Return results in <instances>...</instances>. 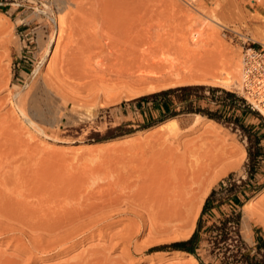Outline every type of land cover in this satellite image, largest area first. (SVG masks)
<instances>
[{
  "label": "rangeland",
  "instance_id": "1",
  "mask_svg": "<svg viewBox=\"0 0 264 264\" xmlns=\"http://www.w3.org/2000/svg\"><path fill=\"white\" fill-rule=\"evenodd\" d=\"M260 1L0 4V264H202L170 245L194 233L213 190L202 217L203 263L247 264L249 255V264H264V115L239 88L242 75L229 88L212 81L178 83L196 61L194 53H216L218 47L237 55L242 68V41L232 30L264 46ZM183 85L231 90L259 116L193 97L195 108L220 109L223 119L199 113L204 117L193 124L197 112L187 111L177 115L183 123L172 127L175 133L160 129L167 108L138 98ZM174 105L182 111L179 102ZM206 129L213 145L209 138L205 143ZM257 139L261 153L252 171L249 151L257 152ZM209 148L217 156L230 151L231 158L223 154L221 165L213 158L216 169L212 156H205ZM200 162L213 167L205 171L209 177L201 174L207 179L200 176L207 195L186 219L175 220L170 212L166 218L161 209L175 191L167 180L174 186L179 167L189 172ZM226 217L232 219L221 241L214 225Z\"/></svg>",
  "mask_w": 264,
  "mask_h": 264
},
{
  "label": "bare ground",
  "instance_id": "2",
  "mask_svg": "<svg viewBox=\"0 0 264 264\" xmlns=\"http://www.w3.org/2000/svg\"><path fill=\"white\" fill-rule=\"evenodd\" d=\"M259 1V0H258ZM262 1V0H261ZM260 1V2H261ZM83 5V4H82ZM85 5V4H84ZM62 33V32H61ZM64 35V34H63ZM62 39V38H61ZM59 40V39H58ZM58 40H57V42H58ZM167 46V45H166ZM59 47H57V49H58ZM161 48V47H160ZM215 48V47H214ZM219 48V47H218ZM217 48V50L219 51V49ZM161 50V49H160ZM226 49H224V51H225ZM215 51L216 50H214L212 53L210 52V51H208V52H210V53H206V54H204V55H202L203 54V52H202V54H201V52H200V54L202 55V56H199L198 54H195L194 53V58L196 57V61L194 62V64H192L191 62L192 61H194V60H191V59H194V58H191V57H193L192 55L190 56V60H188V61H190L189 62V64L191 65H189V67H188V65H186L185 63V65L183 66L185 69H186V67H188V69L189 68H191V69H186V70H188L185 74H182V78H181V80L178 82V83H180V84H185V83H189V84H191L192 82H207V81H212L213 83L212 84H218V85H220V86H222L223 88L225 87V88H229V87H231V85L233 84V83H235V82H237L238 80H239V76L240 75H242V72H240V70L242 69L241 68V64H240V59L238 58V56L237 55H235V54H233V53H231V52H227V50H226V52H223V50L221 51V52H216L215 53ZM214 53V54H213ZM193 54V53H192ZM196 55H198V56H196ZM187 61V62H188ZM194 65V67H192ZM164 68V67H163ZM181 69V68H180ZM241 73V74H240ZM177 77V76H176ZM242 77H243V75H242ZM177 83V84H178ZM209 83H211V82H209ZM195 84V83H194ZM200 84V83H199ZM204 84V83H203ZM208 84V83H207ZM173 85V84H172ZM217 86V85H216ZM239 88L240 89H242V84L239 86ZM231 91V90H230ZM260 111H261V113L262 114H264V110L262 109V108H260L259 106H256ZM201 118H203V117H201V116H199V115H195V119H194V123L193 124H195L196 122H199V119H201ZM191 121V120H190ZM186 122V121H185ZM184 122V123H185ZM189 122V121H188ZM187 122V123H188ZM181 123H183V121L180 119V118H174V119H171V120H168V121H166L165 123H163V124H160V126H159V128L160 127H164V126H167L168 128L169 127H171V132H172V127H174L175 128V126H177V125H179V124H181ZM186 124V123H185ZM191 124V123H190ZM212 124H214V123H212ZM199 125H201V124H199ZM211 125V124H210ZM188 126V125H187ZM190 126V125H189ZM212 126V125H211ZM179 127V126H178ZM191 127V126H190ZM165 128V127H164ZM167 128V130H169ZM180 128V127H179ZM182 128V127H181ZM188 128V127H187ZM206 128H209V127H206ZM161 129V128H160ZM163 129V128H162ZM178 129V128H177ZM211 129V130H210ZM174 130H176V129H174ZM204 130H205V127H204ZM204 130H203V132H204ZM210 131H212L213 133H214V130H212V128H209V132ZM174 133H175V131H173ZM172 132V133H173ZM206 132H208L207 131V129H206ZM206 132H204L205 134H207ZM209 132H208V135H209ZM211 133V132H210ZM151 134H152V132H151ZM205 134H203V135H205ZM203 137V136H202ZM204 137H207V138H204ZM203 138H204V140H205V143H206V139H208L209 138V140L208 141H210V139H211V137H213V136H211V134L209 135V137L208 136H204ZM201 140V139H200ZM220 141H221V138L219 139ZM197 142H200V141H198L197 140ZM197 142H195V143H197ZM201 142H203L202 140H201ZM211 142V141H210ZM208 143L209 142H207V146H209L208 145ZM223 143V142H222ZM199 145H203V143H198ZM198 144H196V145H198ZM210 144V143H209ZM211 144H212V142H211ZM211 144H210V146H211ZM199 145L197 146V147H199ZM205 145V146H206ZM213 145V144H212ZM222 146V145H221ZM211 147H213V146H211ZM217 147V146H216ZM215 147V148H216ZM224 147H225V145H224ZM223 147V148H224ZM196 148V147H195ZM207 148V147H206ZM215 148H214V150H215ZM218 148V147H217ZM216 148V149H217ZM221 148V147H220ZM199 149V148H198ZM212 149V148H211ZM210 148H209V150H211ZM190 150V149H189ZM203 150L205 151V147L203 148ZM208 150V151H209ZM214 150H211V151H209L210 152V156L209 155H205V156H207V159H208V157H211L212 156V159H210L211 161V163L214 161L213 160V158L215 159V161L217 160V162L221 165L223 162H221V158H223V154H226V155H229V152L226 150V152L225 151H223V154L222 153H220L219 152V154H218V156L215 154V152L217 153L218 152V150L216 151H214ZM220 151H222V150H224V149H219ZM196 151V150H195ZM195 151H192L193 153L195 152ZM199 151H200V149H199ZM204 151H200L201 153H202V156H203V153H204ZM207 152V151H206ZM209 152H207L208 154H209ZM214 152V153H213ZM228 152V153H227ZM193 153H191V154H193ZM196 154H198V153H196ZM196 154H195V156L194 157H196ZM215 154V155H214ZM234 154V153H233ZM201 155V154H200ZM213 155H214V157H213ZM221 155V156H220ZM231 155H232V152H231ZM215 156L216 157H220V159H216L215 158ZM233 157H235L236 155H232ZM198 157H199V155H198ZM227 157V156H226ZM239 157H240V155H239ZM197 158V157H196ZM224 158H225V155H224ZM229 159L231 158L230 157V155H229V157H228ZM204 159H206L205 157H204ZM203 158H202V160L205 162V160H204ZM206 159V160H207ZM199 160V159H198ZM227 161H229L228 159H226ZM225 159L223 160L222 159V161H226ZM192 161V160H191ZM201 161V160H200ZM194 162V161H193ZM193 162H191L192 164V166H193ZM199 162V161H198ZM198 162H197V164H198ZM206 162H208V160L206 161ZM205 162V163H206ZM209 162V163H210ZM217 162H213L212 164H214V168L216 167V165H217V167H216V169H219V164L217 163ZM180 163V162H179ZM182 163V162H181ZM200 163H202V162H200ZM199 163V164H200ZM210 163V164H211ZM217 163V164H216ZM187 164V163H186ZM189 164V163H188ZM187 164V165H188ZM212 164H211V166H212ZM177 165V164H176ZM178 165H181V164H178ZM196 165V164H195ZM195 165H194V167H193V169H192V167H190L192 170L190 171L189 170V172H186L185 170H186V167L185 168H182V170H181V168L179 167V169H180V171H179V173H177V171H175L177 174H176V181L174 182V186H173V183L171 184V181H173V180H170V185H169V182H168V180H167V186H168V189H171L172 187H174V190L175 191H173L174 193H173V195L171 194V193H169L170 195H172L171 197H170V195H168L170 198V201H171V198H172V201L170 202V204H169V207L166 209V207H167V205H168V203H169V201H168V197H166L167 196V194H168V192L166 191L165 192V195H164V198H162L161 200H162V203L164 204V202H163V199H165V197H166V200L168 201H165V207L164 208H162L161 210L163 211V209H165V210H168V211H165L164 210V213L162 212V215L163 216H165V214H166V216H167V214L170 212L171 214H172V216L173 215H175L176 217H174V219L175 218H178V220H180V218H184L185 216L184 215H186L185 213L188 211V209H192V207H194L195 206V204H196V201L198 202V198H200L201 196L200 195H207L206 193H208V192H206L205 190H204V187H203V185L204 184H207V183H203V182H205L204 180H205V178L203 177V176H205L204 174H202V173H205V171H207L208 170V167H207V165L208 164H206V165H203V163H202V165L201 166H199V167H195ZM161 166H162V164H161ZM161 166L159 167V168H161ZM188 166H190V165H188ZM187 166V167H188ZM209 167V170L207 171V172H209L210 173V170H211V168H213V167ZM222 166H224V164L222 165ZM221 166V167H222ZM163 167H166V166H162V168ZM176 167V166H175ZM177 168H178V166H177ZM234 168V167H233ZM153 169H156L157 170V168L156 167H154ZM185 169V170H184ZM188 169H189V167H188ZM216 169H214V170H216ZM163 170V169H162ZM184 170V171H183ZM213 170V172H215ZM157 171H159V170H157ZM163 171H165V169L163 170ZM167 171V170H166ZM165 171V172H166ZM151 172H153L154 173V171H151ZM150 172V173H151ZM213 172H211V173H213ZM160 173V172H159ZM171 173V172H170ZM169 173V174H170ZM168 174V175H169ZM203 176H202V175ZM206 175H207V173H205ZM154 175V174H153ZM152 175V176H153ZM158 176H159V174H157ZM212 175V174H211ZM210 175V176H211ZM157 176V178H159L160 179V177H158ZM162 176H163V174H162ZM165 176H167V174L165 175V173H164V177ZM200 176H202L203 177V179L200 177ZM208 177H209V175H207ZM215 176V175H214ZM155 177V176H154ZM207 177V178H208ZM162 178V177H161ZM206 178V179H207ZM167 179V178H166ZM170 179V178H169ZM200 179H202L203 180V182L200 180ZM201 181V184H202V186H200V188L198 187V183ZM208 180H210V179H208ZM208 180H206V181H208ZM165 181V180H164ZM211 181V180H210ZM163 182V181H162ZM161 182V183H162ZM212 182V181H211ZM160 183H158L157 185H159ZM165 184V183H164ZM163 183L162 184H160L159 186H161V185H164ZM200 184V183H199ZM209 185V184H208ZM166 186V187H167ZM206 186V185H205ZM156 187V186H155ZM171 187V188H170ZM156 188H158V187H156ZM163 188V187H162ZM163 189H165V188H163ZM168 189H166V190H168ZM201 189V190H200ZM159 190V189H158ZM206 192V193H204V191ZM207 190V189H206ZM209 190V189H208ZM207 190V191H208ZM264 191V190H263ZM170 192V191H169ZM167 193V194H166ZM148 194H149V192H148ZM155 194H157V193H155ZM158 194H159V192H158ZM161 195V194H160ZM160 195H158V196H160ZM155 196H157V195H155ZM157 196V197H158ZM257 196H259V194L257 195ZM261 196V195H260ZM104 197V196H103ZM158 198H161V196L160 197H158ZM203 198V197H202ZM202 198H200V202L202 203V200L204 199H202ZM255 198V197H254ZM259 198V197H258ZM202 199V200H201ZM107 200V199H106ZM116 200V199H115ZM155 200V199H154ZM158 200V199H157ZM161 200H158V201H161ZM253 200H256V199H253ZM114 201V200H113ZM121 201H122V199H121ZM153 201V200H152ZM154 202V201H153ZM155 202H157V201H155ZM200 202H199V204H200ZM250 202V201H249ZM116 203V202H115ZM158 203V202H157ZM156 203V204H157ZM105 204V203H104ZM112 204V203H111ZM111 204H110V206H111ZM159 204V203H158ZM161 204V203H160ZM163 204H161V205H163ZM117 205V204H116ZM197 205V204H196ZM247 205V204H246ZM246 205H245V207H246ZM250 205V203H248V206ZM159 205H157L156 206V208L158 207ZM164 206V205H163ZM113 207H114V205H113ZM153 207V206H152ZM199 207V206H198ZM98 208H100V207H98ZM106 208V207H105ZM159 208V207H158ZM196 208H197V206H196ZM193 210H194V208H193ZM195 211H197V209H195ZM194 211V212H195ZM158 212V211H157ZM156 212V213H157ZM165 212H167V213H165ZM193 212V211H192ZM192 212H191V215H192ZM193 212V213H194ZM198 212V211H197ZM84 213V212H83ZM159 213V212H158ZM160 213H161V211H160ZM82 214V213H81ZM170 214V215H171ZM188 214H190V213H188ZM161 215V214H160ZM170 215L168 214V217H170ZM165 216V217H166ZM172 216H171V218H170V220L171 219H173L172 218ZM168 217H166V218H168ZM246 217V216H245ZM184 219H186V218H184ZM188 219V218H187ZM33 220V219H32ZM176 220V219H175ZM182 220V219H181ZM183 221V220H182ZM181 222V221H180ZM187 254V253H186ZM187 255H189V254H187ZM191 256V255H190ZM192 257V259H194V260H196L193 256H191ZM197 261V260H196Z\"/></svg>",
  "mask_w": 264,
  "mask_h": 264
},
{
  "label": "trees",
  "instance_id": "3",
  "mask_svg": "<svg viewBox=\"0 0 264 264\" xmlns=\"http://www.w3.org/2000/svg\"><path fill=\"white\" fill-rule=\"evenodd\" d=\"M208 90L211 94L203 95L200 94V91ZM193 97H196L197 99H206L212 102H215L219 106H222L223 108H230V109H241L245 112L252 113L254 115H258L259 113L252 109L250 105H247L244 98L240 97L236 93L222 89L220 87H213V86H206V85H183L178 87H173L169 89H164L158 92H154L145 96H141L138 98L139 102H142L144 100L147 101H153L154 103H157L159 105H163L167 108V112L165 117L162 120H171L174 118H179L177 115L181 112H192L195 111L194 115H199L201 117H204L203 115H207L211 119L216 120H222L223 115L222 111L220 109H217L215 111H211L210 109H204L202 107L195 108L194 107V101L192 100ZM176 102L180 103V106L182 107V111L179 112L175 111L176 106L174 105ZM242 104V105H240ZM175 106V107H174ZM202 113L203 115L199 114ZM237 124L241 125L242 128H244V125L241 123L240 118L235 119ZM166 121L162 122L161 124L165 123ZM260 141L257 139V152L252 153L249 151L250 156V163H248V167H250L252 171H255L258 168V156L261 153ZM215 190L212 191V193L208 196L206 199V203L202 212V216L200 217L198 221V226L194 233L187 239L177 241L173 243L170 246H173L175 249L179 250L182 253H187L195 258V256L201 261L202 264L203 261L201 257L198 255V250L200 248L201 243V233L203 229V215L206 213V211L209 209L210 203L214 199ZM231 217H226L221 220L222 224L220 226L214 225L216 229L221 230V241H226L228 238V233L226 232L227 223L231 220ZM241 216L237 215L235 217V220L237 223H240ZM212 227L209 228L211 231ZM262 246H264V239L262 237L261 239ZM195 255V256H194ZM246 259L248 260L247 264L251 262V257L249 255H245ZM196 259V258H195ZM197 260V259H196ZM250 261V262H249ZM239 261L236 259L234 261L227 262L226 264H233L238 263ZM253 263V261L251 262ZM255 264H261V263H255Z\"/></svg>",
  "mask_w": 264,
  "mask_h": 264
},
{
  "label": "built area",
  "instance_id": "4",
  "mask_svg": "<svg viewBox=\"0 0 264 264\" xmlns=\"http://www.w3.org/2000/svg\"><path fill=\"white\" fill-rule=\"evenodd\" d=\"M24 1L28 0H0V4L19 2L18 5H22ZM232 33L242 41L243 93L254 107L259 106L264 110V46L256 47L247 34L235 30Z\"/></svg>",
  "mask_w": 264,
  "mask_h": 264
}]
</instances>
